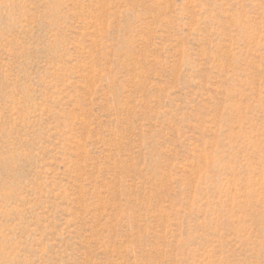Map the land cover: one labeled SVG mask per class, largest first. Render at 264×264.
<instances>
[{
	"label": "rangeland",
	"instance_id": "obj_1",
	"mask_svg": "<svg viewBox=\"0 0 264 264\" xmlns=\"http://www.w3.org/2000/svg\"><path fill=\"white\" fill-rule=\"evenodd\" d=\"M0 264H264V0H0Z\"/></svg>",
	"mask_w": 264,
	"mask_h": 264
}]
</instances>
